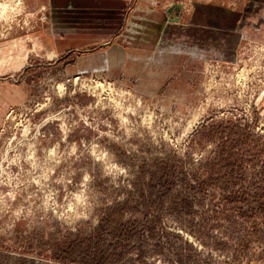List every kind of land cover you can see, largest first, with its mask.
Wrapping results in <instances>:
<instances>
[{
	"label": "rangeland",
	"instance_id": "374dc122",
	"mask_svg": "<svg viewBox=\"0 0 264 264\" xmlns=\"http://www.w3.org/2000/svg\"><path fill=\"white\" fill-rule=\"evenodd\" d=\"M127 1L174 35L0 0V264H264V0Z\"/></svg>",
	"mask_w": 264,
	"mask_h": 264
},
{
	"label": "crops",
	"instance_id": "0c3cea01",
	"mask_svg": "<svg viewBox=\"0 0 264 264\" xmlns=\"http://www.w3.org/2000/svg\"><path fill=\"white\" fill-rule=\"evenodd\" d=\"M25 1L30 6L50 7L55 14L54 21L70 24L67 29H63L66 34L62 35H131L135 41L139 39L140 47L143 43L151 46L153 41L159 42L174 35L167 17L168 11H156L139 3L129 15L127 0Z\"/></svg>",
	"mask_w": 264,
	"mask_h": 264
},
{
	"label": "bare ground",
	"instance_id": "6f19581e",
	"mask_svg": "<svg viewBox=\"0 0 264 264\" xmlns=\"http://www.w3.org/2000/svg\"><path fill=\"white\" fill-rule=\"evenodd\" d=\"M20 6H21V4H20ZM17 8H18V7H17ZM18 9H19V8H18ZM18 9H17V10H18ZM21 10H22V9H21ZM18 12H19V11H18Z\"/></svg>",
	"mask_w": 264,
	"mask_h": 264
}]
</instances>
